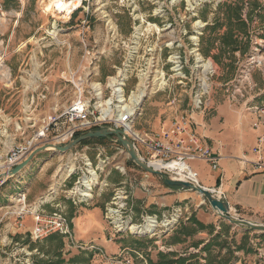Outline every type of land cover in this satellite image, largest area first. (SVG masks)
I'll list each match as a JSON object with an SVG mask.
<instances>
[{
  "label": "rangeland",
  "instance_id": "1",
  "mask_svg": "<svg viewBox=\"0 0 264 264\" xmlns=\"http://www.w3.org/2000/svg\"><path fill=\"white\" fill-rule=\"evenodd\" d=\"M80 2L78 8H71L72 13L65 19L62 13L54 10L45 11L47 0H0V151L6 146L9 147L29 138L41 125L40 119L50 114H59L74 100L76 91L72 82L75 83L77 78L84 76L81 71L71 76L68 68L74 73L79 66H85L92 74V77L85 76V85L88 86L91 82L104 84L107 77L114 75L115 68L121 64L125 55L117 44L131 39L134 31L137 32V38L141 37L140 48L146 44L143 40L147 39L152 44L156 38L165 44L180 42L186 47L190 38L196 36L194 31L199 26L201 29H197L198 42L202 36L218 35L222 27L227 30L225 13L218 8V5L239 3L242 7L240 17L247 22V30L246 36L237 35L239 40L248 42V48L244 54L238 53L237 57L227 64L225 61L220 64L211 59L217 71L210 81V95L213 92L220 95L221 85L232 89L237 80L238 71L249 55L255 54L264 60V0H80ZM253 4L256 5L255 9L252 8ZM213 8L216 17L209 22L212 26L203 32L206 27L203 21ZM213 28L215 30L212 32ZM83 44L90 50L89 57L84 56ZM183 49H178L182 56H184ZM198 53L201 55L199 43ZM167 57L168 49H165L159 66ZM156 60L155 58L152 61L151 56L144 57L140 51L135 65L145 71L152 62L157 64ZM168 67V65L165 66L166 78L170 74ZM155 69H157L156 66L151 71L150 79L158 76ZM185 72L188 74L187 69ZM262 72V69L254 71L249 77L251 82L255 83V76L261 77ZM138 82V77L133 71L126 90L133 89ZM167 84L165 91L149 92L147 98L141 103V110L134 124L135 130L158 135L161 130H155L153 122L156 121L159 113L163 121L170 112L178 113L188 110L191 84L178 85L176 80L172 79H169ZM246 92H249L248 89ZM248 96L245 94V98ZM84 97L89 98L87 91ZM107 97L108 93L104 91L103 99L106 100ZM261 98L264 101V91ZM31 103L33 104L30 107ZM28 118L31 121H28ZM17 126H20L21 130H18ZM119 149L118 144L108 139L104 142L78 145L66 154L42 152L33 158L32 170L23 176L20 184L17 185L13 180L7 182L3 190H0V264H55L59 261L62 262L59 264H107L103 255L95 250L97 248L102 250L106 258L121 255L124 260L132 255L126 249L108 254L93 242L78 241L69 219L76 211L71 210V207L66 210L61 208L60 212H48L43 208L41 211L44 215L58 212L66 218L70 231L68 237L56 234L57 240L47 241L48 237L37 241L32 240L30 231L33 221L30 215H25L31 217L32 224L28 225V230L23 233L19 231L24 224L22 219L25 216L17 219L12 212L19 206L15 204V208L11 209L10 200L7 203L6 197L11 193L24 190L27 187L25 183L31 181L35 173L42 172L45 178L49 177L46 184L52 187L40 200L69 201L79 210L89 208L84 203L76 205L71 199L65 198V192L82 176L81 171L84 169L86 160H89L94 167H100V161L106 160L103 165H105L104 171H107V186L100 195L93 196V201L97 202L96 205L107 202V205H103L101 218L106 240L112 235H114L112 242L121 237L123 239L133 237L134 240H139L138 242H148L149 250L154 247L160 252H169V250L172 252L169 245L182 240L184 236L180 234V228L193 215L195 207L186 201L171 202L164 207H159L153 203L147 204L143 198H136L135 194L139 193L137 190L141 189L139 184L143 179H148L151 184L150 196L156 194L153 186L156 188L162 182L158 177L145 173L137 166L128 165L127 159L123 171H116L114 166L119 165V160L127 158L126 154L120 153ZM99 154H101L100 157H98ZM141 156L145 160L148 159L143 150ZM40 157L43 161L36 172ZM47 162L48 165H45ZM70 166L73 170L67 173ZM165 174L169 178L173 176L169 172ZM101 176L104 175L101 174ZM123 181L127 182L126 186L119 184ZM33 185H30V188ZM34 190L37 191L38 187ZM115 194L119 196L117 206L113 204ZM191 196L202 200L203 204L209 207L197 193L192 192ZM110 208L118 209L116 218L119 223L125 221L128 223L129 219L128 224L134 226H144L148 217H156L158 220H162L163 216L172 217L174 214H181V217L178 225L165 236L160 231H156L155 234L149 232L144 236L131 235L132 225L131 227L124 225L125 231L114 234L110 222L115 217L108 211ZM8 212L11 214L3 217ZM244 219L264 225V217ZM232 228L231 233L234 239H241L242 229L234 226ZM25 229L23 225V229L20 230ZM257 234L259 233L253 232L249 238L258 236ZM252 241L264 246V242L259 238H254ZM159 246L164 249L161 250ZM135 255L134 253V257ZM136 264L141 262L139 263L138 260Z\"/></svg>",
  "mask_w": 264,
  "mask_h": 264
},
{
  "label": "built area",
  "instance_id": "2",
  "mask_svg": "<svg viewBox=\"0 0 264 264\" xmlns=\"http://www.w3.org/2000/svg\"><path fill=\"white\" fill-rule=\"evenodd\" d=\"M198 28L200 30L201 26ZM197 29L194 31L196 36L190 38L188 46L186 47L180 42L165 44L156 38L152 44L147 39L143 40L146 44L140 48L139 41L141 37L137 38V32L134 31L131 39H126L120 42V44H117V47L124 51L125 55L123 56L121 64L115 68L114 75L107 77L104 84L91 82L87 86L85 85V76L92 77L89 68L79 66L74 73L68 68L71 76L78 73V71H81L84 76L83 78H77L75 83L72 82L76 91L74 100L59 114H50L42 120L40 119L39 122L41 125L29 138L9 147H4L2 151H0V174H6L16 165L23 162L37 147L46 144L64 146L80 133L102 128H115L124 132L133 142L134 149L138 156L153 167V163L157 162H176L189 167L188 164L190 162L204 161L212 170H216L218 157L212 155L211 150L204 144L203 138L191 129V118L189 117L192 113L201 111L205 108L210 96V81L211 78L216 75L217 71V68H215L210 58H203L198 53L199 42L197 38ZM181 48L183 49L184 56L178 51V49ZM165 49H168V57L161 66H159V61H161ZM84 50V56L89 57L90 50L86 46H84ZM140 51L144 57L151 56L152 61L156 58L157 64L152 62L151 66L145 68V71L142 68H137L135 62ZM263 62L264 60L255 54L247 57L246 62L242 64L238 71L237 80L234 82L235 85L232 86V89L228 86L226 88V92L230 99L244 98L245 94L247 95L255 88V83H252L249 77L257 69L264 70ZM89 64H91V62ZM166 65L169 66L168 71L170 72L167 78L165 73ZM155 66L157 68L155 72L158 76L150 79L151 71ZM158 68L160 70H158ZM185 69L188 70V74L185 72ZM133 71L136 73L139 82L133 89L128 91L126 90L127 83ZM169 79L176 80V84L182 86L187 83L191 84L189 94L190 111L186 113L187 116H181L178 121H174L169 128L160 131L158 135H151L135 130L134 124L141 110V102L147 98L149 92L157 93L165 91L168 87L167 83ZM247 89L249 92H246ZM86 91L89 98L84 97ZM104 91L108 93L106 100L103 99ZM132 94H134L133 97ZM32 104L33 103H31L30 107ZM254 112L258 119H264V104L255 106ZM28 121H31V119L28 118ZM257 126V123H253L254 128H257ZM17 129L21 130V127L17 126ZM142 150L148 157L147 160L141 156ZM119 151L120 153H125L121 147ZM252 152L259 154V159L253 163L254 167L264 170V132L257 137L256 146L253 148ZM100 156L101 154L98 155V157ZM105 161L106 160L100 161V167H94L89 160H86L84 169L81 171L82 176L79 180L77 179L73 187L65 192V198L68 200L71 199L74 204L78 205L81 203L86 204L93 200V196L100 195L107 186V171H104L105 165H103ZM114 169L123 171V167L119 165H115ZM157 169L162 170L164 173H168L164 168ZM101 174L104 176H101ZM172 175L173 176L170 177L171 179L180 180L174 174ZM8 179L9 178L0 179V190ZM196 179L197 174L193 172L191 178H187L183 181L196 183ZM118 199V194H115L113 204L116 206L118 204ZM9 203L11 209L15 208V204L19 206L12 212L17 219H22L25 215H30L32 217L33 226L30 231L32 240L37 241L56 234H63L65 237H68V235L70 236L67 219L58 213L60 212L59 210L50 215L41 213V206L46 203V200H39L37 206L32 207L26 203L25 192L21 191L11 197ZM108 211L114 214L112 216L115 217V219L110 222L114 234L125 231L126 228L123 227L124 225L131 227L132 224H128L129 219L128 223L127 221L119 223L118 218H116L119 212L117 208H110ZM233 213L236 214L235 211H233ZM8 214L11 213H5L3 217ZM180 217L181 214H174L169 218L163 216L162 220H158L156 217H148L145 220L144 226L132 225L131 228L129 227L131 230L130 233L131 235L144 236L149 234V232L155 234L156 231H160V233L165 236L178 225ZM113 238L114 235L108 237L107 241L112 242ZM159 248L161 250L164 249L160 246ZM81 249L83 248L81 247ZM95 250L103 255L107 264H136V260L145 263V259L139 254H136L135 258L129 256L123 260L121 255L106 258L102 250L98 248ZM201 262L204 261L201 260Z\"/></svg>",
  "mask_w": 264,
  "mask_h": 264
},
{
  "label": "crops",
  "instance_id": "3",
  "mask_svg": "<svg viewBox=\"0 0 264 264\" xmlns=\"http://www.w3.org/2000/svg\"><path fill=\"white\" fill-rule=\"evenodd\" d=\"M213 10L214 8L209 11L207 18L203 21V23L206 24L203 32H206L207 29L212 26V23L210 24L209 22L216 17ZM225 31L226 28L222 27V29L218 31V35L202 36L199 38V45L201 38H209L211 40L210 56L206 58L212 59L213 56H216L218 57L216 62L220 64H223V61H225L226 64L231 62L237 57L238 53L244 54L247 50L246 49L244 52L236 51L232 53L226 49L220 54L221 45L219 43V38ZM263 73L264 70L261 77L255 76V88L247 94L249 95L248 97L230 99L226 92L227 86L221 85L220 95H218L217 92H213V94L209 96L205 108L189 116L191 118V129L203 138L204 144L211 150L212 155L218 157L216 170H212L204 161H194L190 162L192 164H188L190 169L197 174V184L205 189L213 191L216 197L227 203L230 209L235 211L240 217L250 218L251 220L256 217H264V170L254 167L253 163L259 159V154L252 152L253 148L256 146L257 137L264 132V119H258L254 112L255 106L264 104L261 98L264 91ZM189 111L190 106L186 112L180 111L175 113L173 111L174 114L170 112L165 116L166 118L163 121L161 120V113H159L156 121L153 122L155 130L162 131L169 128L171 124L174 121H178L181 116H187L186 113ZM253 123L258 124L257 128L253 127ZM126 159V157L121 158L118 163L119 166H125ZM42 161L43 158L40 157L37 162L38 166L36 172ZM45 165H48V162L45 163ZM45 165L44 167H46ZM31 170L32 165L30 162L19 174L9 178L7 182L13 180L18 185L21 183L23 176ZM48 180L49 177L45 178V175L40 172L35 173L31 181L25 183L27 187L21 191L25 192L28 205L36 207L40 198L46 193H49L52 187L46 184ZM128 182L131 183L129 180ZM32 184L34 185L30 188ZM119 184L121 186H126L127 182L123 181ZM139 185L141 189L137 190L139 193L137 195L135 194L136 198H143V201L146 200L147 204L153 203L159 207H164L171 202L186 201L191 204V206L195 207L193 215L198 222L205 226H213L212 235H209L206 230L199 231L192 237H188L185 240H183L184 237H182L180 242L175 241L173 244H170L169 247L172 248V252H175L178 256H188L195 253L199 254L200 249L211 237L220 232V224L225 221L217 218L213 210L206 206V204H203L202 200L193 198L191 196V191L168 187L161 183V185H157L156 188L153 186L156 190V194L150 196L149 190L151 189V184L148 179H143ZM36 187H38L37 191L34 190ZM3 188L1 190H3ZM21 191L11 193L12 195L9 194L6 197V202L8 203L11 197ZM96 204L97 202L91 200L84 204L89 208H82L79 210L76 206H72L69 201L61 202L53 199V201L46 202L44 204L45 206H41V209L43 208L48 212H54L61 208L66 210L71 207V210H76L69 219L72 231L78 241H82L83 243L93 242L108 254H114L120 249H126L127 252L132 254L131 256L133 258L136 257V255L134 257V253L141 255L145 259V263L143 262L141 264H148V260L152 262L157 260V254L160 251L154 247L151 248L150 251L148 242L144 243V241H142L141 243L138 242L139 240H134L133 237L126 239L121 237L115 242L107 241L101 219L103 215V205H107V202L103 205ZM24 218L22 219V221L24 220V224L19 228L21 233L27 231L28 225L32 224L30 216H25ZM186 221L184 225L187 223ZM23 225L26 229L20 230L23 229ZM175 229L177 231V228ZM231 229L227 236H222V238L227 239L228 242H231L233 239L236 244H239L241 239H234ZM253 239L254 237L251 239L249 238L248 245L252 252L245 253L243 250L235 252V258L231 261V264H264V246L254 243L252 241ZM196 242L203 243L196 248L193 245ZM232 249H234V246H232ZM225 252L226 250L223 249L221 254L223 255ZM199 256L204 258L205 254L202 253L199 254ZM95 261L97 262V260ZM140 262L141 261H139V263Z\"/></svg>",
  "mask_w": 264,
  "mask_h": 264
},
{
  "label": "trees",
  "instance_id": "4",
  "mask_svg": "<svg viewBox=\"0 0 264 264\" xmlns=\"http://www.w3.org/2000/svg\"><path fill=\"white\" fill-rule=\"evenodd\" d=\"M218 8L224 11L225 22L227 30L221 35L219 38L220 43V54L223 50H229L232 53L236 51L244 52L248 47L247 41H242L238 39L237 34H242L243 37L246 36L247 25L246 22L243 21L240 17L241 8L239 3L229 5V4H219ZM252 8L255 9L256 5L253 4ZM221 27V25L219 26ZM211 29V28H210ZM215 29H212V32ZM204 37V36H203ZM211 49V40L209 38H201L199 51L202 56L209 57ZM213 60L217 61L218 57L213 56ZM79 136V134L77 135ZM76 136V137H77ZM75 137V138H76ZM112 138V137H111ZM96 139L89 140L80 143L79 145H85L93 142H104L108 139ZM119 145V144H118ZM120 146V145H119ZM128 165L134 164L127 162ZM232 226L227 224L226 222H221L220 224V232L211 237V239L200 249L199 254L204 253L205 257L201 258L199 254H190L188 256H178L174 252H159L157 254V260L152 262L148 260V264H231V261L235 258L234 253L238 251H244L245 253L252 252L249 245V235L253 233L252 231L246 230L242 232L241 240L239 244H236L232 239L231 242H228L227 239L222 238V236L226 237L229 233ZM213 226L207 225L204 226L200 222H198L194 215L188 218L187 223L180 228V234L184 236V238L195 235L199 231H208L209 235L213 233ZM258 236H253L254 238H259L262 242H264V233L257 234ZM57 240V236L52 235L49 236L46 240L52 241ZM203 242L194 243V247H198ZM234 246V249H232ZM225 249L226 252L222 255L221 251ZM58 254V253H57ZM201 258V259H200ZM204 260V262H201ZM62 262H57L55 264H59Z\"/></svg>",
  "mask_w": 264,
  "mask_h": 264
},
{
  "label": "water",
  "instance_id": "5",
  "mask_svg": "<svg viewBox=\"0 0 264 264\" xmlns=\"http://www.w3.org/2000/svg\"><path fill=\"white\" fill-rule=\"evenodd\" d=\"M106 138H111L114 142L120 145V147L125 151L127 161L129 163L134 164L149 175L158 177L164 185L197 193L208 203L209 207L213 210L215 215L219 217V219L228 222L231 226L239 227L243 231L249 230L252 232L264 233V225L251 222L240 217L238 214L233 213L228 204L216 197L211 190L205 189L196 183L171 179L162 170L157 169L142 160L135 151L133 142L124 134V132L115 128H102L98 130L85 131L80 133L76 138L70 140L64 146L46 144L37 147L23 162L16 165L6 174H0V179L16 176L31 162L34 156L42 152L50 151L59 154H66L82 142Z\"/></svg>",
  "mask_w": 264,
  "mask_h": 264
},
{
  "label": "bare ground",
  "instance_id": "6",
  "mask_svg": "<svg viewBox=\"0 0 264 264\" xmlns=\"http://www.w3.org/2000/svg\"><path fill=\"white\" fill-rule=\"evenodd\" d=\"M80 0H47L46 10L45 11H56L58 13L64 14V18H69L72 13L71 8H78L80 6ZM134 94H132V97ZM155 168H164L168 172L174 174L180 180H186L187 178H191L193 171L190 167L186 165H182L176 162H157L153 163ZM73 168L70 166L67 170V173L72 172ZM197 183V179H196Z\"/></svg>",
  "mask_w": 264,
  "mask_h": 264
}]
</instances>
